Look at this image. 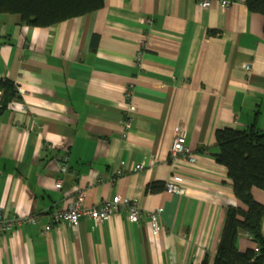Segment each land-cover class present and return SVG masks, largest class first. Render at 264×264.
Here are the masks:
<instances>
[{
	"label": "crops",
	"instance_id": "obj_1",
	"mask_svg": "<svg viewBox=\"0 0 264 264\" xmlns=\"http://www.w3.org/2000/svg\"><path fill=\"white\" fill-rule=\"evenodd\" d=\"M103 1L49 28L0 15V80L20 95L0 115V208L38 218L0 235V264H213L228 208L247 209L217 163L215 132L264 133V15L238 0L210 8L200 0ZM126 117L133 124L124 138ZM182 134L196 164L171 159ZM173 177L183 179L184 195L147 191ZM80 193L86 208L122 196L144 212L162 209L163 228L153 231L146 217L132 223L123 211L46 232ZM252 193L264 205V191ZM238 248L257 245L242 233Z\"/></svg>",
	"mask_w": 264,
	"mask_h": 264
},
{
	"label": "trees",
	"instance_id": "obj_2",
	"mask_svg": "<svg viewBox=\"0 0 264 264\" xmlns=\"http://www.w3.org/2000/svg\"><path fill=\"white\" fill-rule=\"evenodd\" d=\"M251 12L264 15V0H247ZM103 0H0V15H19L21 23L32 28H49L101 10ZM96 49L98 36H93ZM96 44V45H95ZM0 115L20 98L14 83L0 80ZM215 139L220 153L217 163L228 169L235 196L246 210L229 207L218 252L213 264H264V205L253 197V189L264 191V133L255 127L245 131L219 129ZM163 184L148 187L150 193L164 190ZM248 234L257 250L240 252L238 241ZM202 264H210L205 258Z\"/></svg>",
	"mask_w": 264,
	"mask_h": 264
},
{
	"label": "built area",
	"instance_id": "obj_3",
	"mask_svg": "<svg viewBox=\"0 0 264 264\" xmlns=\"http://www.w3.org/2000/svg\"><path fill=\"white\" fill-rule=\"evenodd\" d=\"M247 0H238L239 3H246ZM235 2H223L221 5L224 8L229 7ZM200 4L203 8H210L212 5V0H200ZM141 59V55H138V60ZM249 71L250 67H246ZM127 103L130 105L131 100V89L128 90L126 94ZM130 107V106H128ZM132 109V108H131ZM132 119L126 117L123 128H124V138L127 137L129 131L132 129ZM171 159L174 163L178 162L180 159H188L189 163L196 164L197 156L192 153L191 149L187 144V138L184 134L177 136L173 143L170 152ZM65 164L61 168L63 174L67 173L66 163L68 162V157L65 155ZM144 169L142 165L136 167V171ZM125 174L123 168L116 171V178L122 177ZM63 181L60 180L56 184L57 189L62 188ZM183 179L180 177H173L171 181L167 182L164 190L168 194L184 195L186 193L185 188L182 185ZM86 195L80 193L76 202H73L67 210H62L53 214L52 223L47 226L46 232L52 231L53 224H67L69 227L78 229L81 222L84 219H90L93 222L100 224L101 222L110 220L116 213L125 211L127 213L128 219L132 223H139L144 217L148 220V223L153 231H161L162 226V214L163 210L159 209L152 212H144L136 200L125 198L122 196H115L111 200L104 201L99 207L86 208L84 206ZM38 223L37 217H7L4 215L3 209L0 208V235L8 234L15 229V227H22L24 225H34Z\"/></svg>",
	"mask_w": 264,
	"mask_h": 264
}]
</instances>
